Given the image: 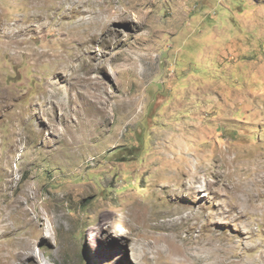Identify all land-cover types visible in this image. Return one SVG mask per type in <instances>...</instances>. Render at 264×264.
<instances>
[{"label": "rangeland", "instance_id": "374dc122", "mask_svg": "<svg viewBox=\"0 0 264 264\" xmlns=\"http://www.w3.org/2000/svg\"><path fill=\"white\" fill-rule=\"evenodd\" d=\"M263 206L264 0H0V264H264Z\"/></svg>", "mask_w": 264, "mask_h": 264}, {"label": "bare ground", "instance_id": "6f19581e", "mask_svg": "<svg viewBox=\"0 0 264 264\" xmlns=\"http://www.w3.org/2000/svg\"><path fill=\"white\" fill-rule=\"evenodd\" d=\"M104 26V25H103ZM103 29V28H102ZM8 30V29H7ZM101 31V30H100ZM11 35V34H10ZM95 36V35H94ZM19 38H21V37H19ZM18 38V39H19ZM16 39V38H15ZM7 44H8V46H10L11 44H13V48H15L14 49V52L15 53H19V52H22V50H21V48L19 47V48H17L18 47V45L20 44V41H17V40H14V41H8L7 42ZM22 44H23V42H22ZM28 53V52H27ZM83 77V79H84V81H85V78H84V76H82ZM81 77V78H82ZM81 78H79V79H81ZM235 184V183H234ZM236 185V184H235ZM19 201V200H18ZM263 208H264V206H263ZM190 214H192V212H190V213H188L187 214V216H190ZM37 217H39L38 215H37ZM192 217V216H191ZM33 243V242H32ZM199 250L200 251H203V246H201L200 248H199ZM196 251V249H194V251L193 252H195ZM213 256H215V254L213 255ZM3 257V256H2ZM196 260L197 261H195L197 264H208V262H207V260L208 259H211V255L210 254H208V256H206V255H203V256H200V255H197L196 256ZM214 260H216V258H214ZM1 261V260H0ZM216 263H219L217 260H216Z\"/></svg>", "mask_w": 264, "mask_h": 264}]
</instances>
